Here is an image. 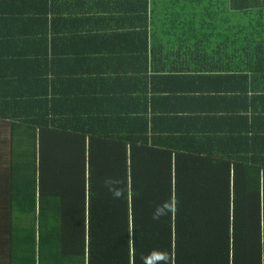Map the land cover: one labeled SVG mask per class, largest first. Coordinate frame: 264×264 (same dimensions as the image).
<instances>
[{
	"label": "crops",
	"instance_id": "0c3cea01",
	"mask_svg": "<svg viewBox=\"0 0 264 264\" xmlns=\"http://www.w3.org/2000/svg\"><path fill=\"white\" fill-rule=\"evenodd\" d=\"M241 13L226 0H0V153L33 134L38 102L48 118L122 121L156 148L263 170L264 33H243Z\"/></svg>",
	"mask_w": 264,
	"mask_h": 264
},
{
	"label": "trees",
	"instance_id": "16d2710c",
	"mask_svg": "<svg viewBox=\"0 0 264 264\" xmlns=\"http://www.w3.org/2000/svg\"><path fill=\"white\" fill-rule=\"evenodd\" d=\"M226 1L243 33H264V0ZM46 113L37 102L33 134L0 153V264H145L153 249L168 264H264L261 166L242 175L216 152L156 148L145 128Z\"/></svg>",
	"mask_w": 264,
	"mask_h": 264
},
{
	"label": "clouds",
	"instance_id": "9594fccd",
	"mask_svg": "<svg viewBox=\"0 0 264 264\" xmlns=\"http://www.w3.org/2000/svg\"><path fill=\"white\" fill-rule=\"evenodd\" d=\"M116 183L118 182L111 179L105 181V184L113 192V195L119 197L120 192L113 187ZM169 211H171V208L167 202L157 205L153 213V218L160 219L162 216L167 215ZM144 260L145 264H168L169 257L167 253L153 249Z\"/></svg>",
	"mask_w": 264,
	"mask_h": 264
}]
</instances>
